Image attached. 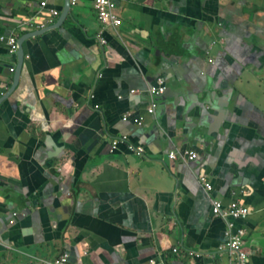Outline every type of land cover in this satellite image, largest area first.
I'll use <instances>...</instances> for the list:
<instances>
[{"label":"crops","instance_id":"1","mask_svg":"<svg viewBox=\"0 0 264 264\" xmlns=\"http://www.w3.org/2000/svg\"><path fill=\"white\" fill-rule=\"evenodd\" d=\"M72 1L61 24L65 0H0V36L40 33L11 93L19 45L0 43V264H230L199 177L248 209L235 225L264 264V0H115L117 32ZM123 136L143 156L112 151Z\"/></svg>","mask_w":264,"mask_h":264},{"label":"built area","instance_id":"2","mask_svg":"<svg viewBox=\"0 0 264 264\" xmlns=\"http://www.w3.org/2000/svg\"><path fill=\"white\" fill-rule=\"evenodd\" d=\"M75 0L72 1V5L75 4ZM94 11L96 13L98 22L103 27H109L115 32H117V29L121 27L122 21L120 20L119 16L116 13L117 4L115 0H94ZM53 15L58 17V12L54 11ZM98 40L101 43V45H106V40L101 37V35L98 36ZM0 43H4L10 54L16 53L18 49V38L16 36L10 35L0 36ZM11 72H14V68L10 69ZM165 92V83L162 80H158L156 87H150L147 91V96L150 100L147 108L145 109L146 115L150 117L156 116V111L158 108V103L156 102V99L163 95ZM132 94H135L136 92H131ZM93 98V96L91 97ZM97 108V107H96ZM98 109V108H97ZM131 120V115L128 114L123 117L122 121L124 123H127ZM144 123L143 117H137L133 119V124L142 127ZM112 151H117L118 147L120 145H126L129 152L137 155V156H143L144 150L141 147L134 146L129 143L128 137L123 136L112 143ZM170 160H176L177 154L175 152L170 153L169 155ZM182 161L186 164H191L198 159V155L193 151H186L181 157ZM199 184L202 186L206 196L209 198L211 203V210L212 215L217 218L224 220L226 222L228 232V242L227 245L224 247V249L227 250L230 257V264H248V252L245 248V236L246 231L243 227H236L237 222H243L246 220L249 216L248 209L237 202L231 203L229 206H224L222 202L213 200L211 198V193L213 190L212 185L205 177H199L198 179ZM17 214H13V218H17ZM14 221H11V224H13ZM174 254H180L178 249L173 250ZM187 256L191 259L197 258L200 259V255L187 251ZM154 264L153 262H151ZM41 264H71L69 261V255L64 253L60 257L56 258L55 260L51 262H45ZM78 264V263H77Z\"/></svg>","mask_w":264,"mask_h":264},{"label":"water","instance_id":"3","mask_svg":"<svg viewBox=\"0 0 264 264\" xmlns=\"http://www.w3.org/2000/svg\"><path fill=\"white\" fill-rule=\"evenodd\" d=\"M65 3H66V5H65V10H64V12H63V14H62V17H61V20H60V23H61V24H63V21H64V19H66L67 15H68V12H69V10H70V8H69V0H65ZM60 26H61V25H60ZM60 26L56 25L55 27L59 28ZM55 27H53V28H55ZM45 31H46V30H44V29L40 30L41 33H42V32H45ZM39 34H40V33L36 32V31H33L32 33H29V34H27V35H24L23 37H21V38L18 40V45H19V49H18V51H17V55H18V66H17L16 69H15L14 84H13L11 90H10V93L16 88V85H17L18 80H19V75H20V72H21V68H22V65H23V62H24L25 54H24V49H23V43H24V41H25L26 39H29V38L35 37V36H37V35H39ZM8 36H10V35H8ZM11 68H12V67H11ZM166 95H167V88H166V85H165V92H164V94L161 95L160 97H158V98L156 99V102L158 103V108H159V105H160V101H161V100L163 101V100H164V97H166ZM147 98H148V96H147ZM147 101H148V104H149V102H150L149 98H148ZM146 108H147V107H146ZM146 108H145V109H146ZM158 108H157V110H158ZM202 122H203V121L200 122V126H204V125H201Z\"/></svg>","mask_w":264,"mask_h":264}]
</instances>
